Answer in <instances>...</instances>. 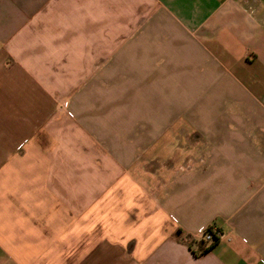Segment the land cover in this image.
<instances>
[{"label":"crops","instance_id":"1","mask_svg":"<svg viewBox=\"0 0 264 264\" xmlns=\"http://www.w3.org/2000/svg\"><path fill=\"white\" fill-rule=\"evenodd\" d=\"M0 264H264V0H0Z\"/></svg>","mask_w":264,"mask_h":264},{"label":"rangeland","instance_id":"2","mask_svg":"<svg viewBox=\"0 0 264 264\" xmlns=\"http://www.w3.org/2000/svg\"><path fill=\"white\" fill-rule=\"evenodd\" d=\"M139 133V134H137ZM141 131L137 130L135 134V139H137V143L135 144V152L133 153V176L135 179L139 180V182H143L150 176H159L165 175L169 171L167 168H163L162 166H171L172 160L179 157L184 159H194L195 157H190L186 153L179 152L176 145H180L181 143H190L194 141L195 137L199 135H187L182 139V136L169 132L166 136L161 137L160 141L155 139L156 137L141 135ZM200 138V137H198ZM154 139V140H153ZM153 140V141H151ZM147 141H151L147 143ZM87 155L93 159V161L97 162L96 165L98 167V173L100 176L105 177L110 174L111 168L110 165L105 161L104 153L101 152L97 147L94 151H86ZM169 163V164H168ZM161 165V166H160ZM96 167V168H97ZM161 167V168H160ZM172 170V169H170ZM151 173L153 175H151ZM117 175H123L122 172L118 171Z\"/></svg>","mask_w":264,"mask_h":264},{"label":"built area","instance_id":"3","mask_svg":"<svg viewBox=\"0 0 264 264\" xmlns=\"http://www.w3.org/2000/svg\"><path fill=\"white\" fill-rule=\"evenodd\" d=\"M57 109L64 110L65 111V104L61 103ZM171 220L173 221L174 218L170 217ZM200 238L203 239L207 244L212 243L213 241V236L216 235L218 237V230L214 225H209L203 228L200 232Z\"/></svg>","mask_w":264,"mask_h":264},{"label":"trees","instance_id":"4","mask_svg":"<svg viewBox=\"0 0 264 264\" xmlns=\"http://www.w3.org/2000/svg\"><path fill=\"white\" fill-rule=\"evenodd\" d=\"M217 241H218V237L216 235L213 236V241L210 244H207L203 239L200 238L198 241H196L197 252L199 254H203L209 251L216 244ZM191 242L194 243V240H192Z\"/></svg>","mask_w":264,"mask_h":264}]
</instances>
